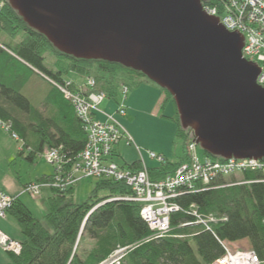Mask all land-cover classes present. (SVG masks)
<instances>
[{
  "label": "trees",
  "instance_id": "obj_1",
  "mask_svg": "<svg viewBox=\"0 0 264 264\" xmlns=\"http://www.w3.org/2000/svg\"><path fill=\"white\" fill-rule=\"evenodd\" d=\"M0 1V120L10 125L11 135L18 136L22 151L30 154L29 161L35 162L48 149H60L68 158H75L85 148L87 134L73 105L51 82L63 83L66 72L93 77L100 91L118 102L121 88L130 91L139 87L142 79H149L118 63L62 54L44 35L29 27L7 0ZM208 2L218 4V0ZM50 53L59 59L55 65L65 62L58 72L46 64ZM35 71L52 85L46 105L58 100L60 109L54 117L32 106L22 92ZM73 83L75 88L78 84ZM162 91L166 95L164 103L174 104L176 118L170 119L178 123L177 136L184 142V154L176 163L165 159L163 166L149 168L152 180L174 174L189 162V144L195 139L191 129L182 127L173 96L166 89ZM204 154L215 161H226L206 151ZM130 169L138 172L142 166L135 162ZM242 177L241 184L236 180L228 183L221 177L205 190L180 194L176 198L180 209L172 213L171 232L164 237L155 236L149 229L141 216V204L125 199L132 194L125 182L98 179L93 195L81 204L74 200L75 186L53 190L44 221L15 197L8 213L17 221L24 240L22 253L11 254V264H104L120 249H125L121 264H214L225 255L226 248L248 246L264 264V175L247 171ZM101 190L107 195L100 197ZM196 214L216 222L198 224ZM236 243L241 246L234 247Z\"/></svg>",
  "mask_w": 264,
  "mask_h": 264
},
{
  "label": "water",
  "instance_id": "obj_2",
  "mask_svg": "<svg viewBox=\"0 0 264 264\" xmlns=\"http://www.w3.org/2000/svg\"><path fill=\"white\" fill-rule=\"evenodd\" d=\"M62 54L144 74L174 98L181 125L224 160H264V87L244 36L208 0H7ZM96 209V208H95Z\"/></svg>",
  "mask_w": 264,
  "mask_h": 264
},
{
  "label": "built area",
  "instance_id": "obj_3",
  "mask_svg": "<svg viewBox=\"0 0 264 264\" xmlns=\"http://www.w3.org/2000/svg\"><path fill=\"white\" fill-rule=\"evenodd\" d=\"M203 10L208 15L217 17L227 30L244 36L243 58L258 65L260 74L257 81L264 87V0H218V4L205 2ZM90 80L92 79L84 84L87 88L80 85L74 88L72 81L51 82L75 108L83 122L87 143L75 158H68L60 149L46 150L43 155L56 168V174L48 181L28 184L25 186L26 193L40 196L45 187L65 191L84 178H108L125 182L132 190V194L125 199L141 204V216L149 229L155 236L164 237L171 232L172 213L180 209L176 203L180 194L205 190L221 177H231L247 171H258L264 175V160L230 159L222 162L207 158L201 161L195 141L189 144L190 161L180 165L174 174L163 179L152 180L145 166L138 172L121 168L111 160L114 147L123 139L130 145L133 139L115 116L99 111V106L107 96L92 89L95 82ZM123 93L127 95L129 89L124 87ZM117 112L120 116H126L125 106L120 105ZM99 113L105 118L104 122L98 119ZM0 126L6 131L10 130V125L1 120ZM12 137L19 140L16 134ZM150 157L165 163L161 155L151 153ZM241 183L243 181L238 182ZM15 201V197L4 193L0 188L1 219L7 218ZM196 217L197 223L205 226L216 222L214 218L204 220L197 214ZM0 246L14 255H20L23 251L21 242L11 239L1 230ZM124 252L125 249L116 251L113 254L115 256L112 255L106 264H121ZM214 264H262V260L252 249L226 248L225 255Z\"/></svg>",
  "mask_w": 264,
  "mask_h": 264
},
{
  "label": "rangeland",
  "instance_id": "obj_4",
  "mask_svg": "<svg viewBox=\"0 0 264 264\" xmlns=\"http://www.w3.org/2000/svg\"><path fill=\"white\" fill-rule=\"evenodd\" d=\"M1 6L2 2L0 1V7ZM57 60L59 61L58 57L53 53L48 54L46 60L47 66L55 72H58L60 66L65 64V62H62L57 66L55 65V61ZM63 79L78 83L83 82L80 86H84L88 79H92L90 81L95 82V86L92 89L101 92L97 80L93 77L87 78L74 72H66L63 74ZM84 88L87 87L84 86ZM52 91V85L38 76L31 77L23 89V93L29 98L32 106L39 109L43 108L45 96L52 93ZM165 98V93L157 84L150 80L142 79L139 87L131 89L127 95L123 93V88H121L117 98L118 102L106 98V100L99 106L100 112L115 116L132 137V145H127L123 148V155L128 159H145L150 167H160L165 163L160 162L157 159H152L150 157L151 153L161 156L163 155V157H167L168 161L171 163H176L182 158L184 154V142L177 136L178 123L175 120L170 119L176 118V110L172 102H169L168 104L164 103ZM120 105L125 106L126 116H120L118 114L117 110ZM100 114L101 113L97 116ZM99 120L104 122L105 118L100 116ZM28 153L29 152L26 150L25 154L28 155ZM198 154L201 161L207 159L200 146H198ZM165 157L164 160L166 159ZM52 168V165L46 161L43 154L38 155L35 162L29 161L26 156H19L10 167L11 173L18 180L20 179L21 185H28L27 183L34 182L44 173L51 171ZM240 179H243L242 174L225 178L228 183H231L234 180L239 181ZM98 181L99 180L95 178H85L84 181L79 184L76 193H74L75 202L81 204L88 201L93 195V191ZM24 186H21V190L25 194L22 195V199L29 202L30 205L35 201L37 202L40 197L26 193ZM106 195L107 192L105 190L99 192L100 197ZM34 212L36 215L35 217L39 220H45L46 214L41 211V208L40 210L35 209ZM233 246L238 247L241 245L240 243H236L233 244Z\"/></svg>",
  "mask_w": 264,
  "mask_h": 264
},
{
  "label": "crops",
  "instance_id": "obj_5",
  "mask_svg": "<svg viewBox=\"0 0 264 264\" xmlns=\"http://www.w3.org/2000/svg\"><path fill=\"white\" fill-rule=\"evenodd\" d=\"M33 76H38L41 79L48 81L38 71H35V73H30V79ZM27 83L24 85V87L27 85ZM75 83L76 84H82L83 82H80V83L75 82ZM24 87H23V89H24ZM23 89H22V92H23ZM49 98H50V94L45 96L44 105H43L42 109H39L36 107L35 108L40 110L41 112H44L47 116L51 115L52 117H54L55 115H57L58 110L60 109L59 105L57 104L58 100L55 102L53 101L54 103H50V104L46 105ZM100 116L101 115L98 116L99 119H100ZM127 145H129V144H127V141L125 139H123L114 147L113 155L111 157V160L113 162L117 163L121 168H124L126 170H131L130 165L135 163V162H140L142 168H143V166H145L148 168V170H149V168H156V167H150L149 164H147V161L145 159H142V160L133 159V160H131V159H128L126 156H124L123 155V148H125ZM130 145H132V144H130ZM21 146H22V144H20V142L15 140L12 137L10 132L6 131L3 127L0 126V188L4 193H6L10 196L19 198L31 210V212L33 213L34 216H36L35 212H34L35 209L40 210V208L44 214H47V212H48V201L53 196V189L47 188V187L43 188L44 190L42 189L43 191L41 192V194L39 196L40 197L39 200H37V202L35 201V202L31 203V205H30L29 202H26L22 199V197H23L22 195H25V194H24V192H22L21 186H24V185L27 186V185L26 184L21 185L20 179L18 180L11 173V169H10L11 164L14 163L18 159L19 156L28 157L30 155L29 153H28V155H26L25 154L26 151L23 152L21 149ZM31 147L34 150H36L34 145H32ZM165 158L167 159V157H165ZM36 160H37V158H36ZM52 167L53 168L51 171H49L48 173H44L41 177L37 178L34 182H30V183L45 182L47 180H44V179L53 177L56 174V168L54 166H52ZM84 179L80 180L75 185L74 193H76V189H78L79 184L82 183L84 181ZM240 180L238 182H242V179H240ZM30 183H27V184H30ZM0 230L3 231L6 235H8L13 240H16L19 242H22L24 240V236L21 232V229H20L17 221L9 213H8L7 218H5V219L0 218ZM248 248L250 249L249 246H248ZM11 263H12L11 254L4 251L0 246V264H11Z\"/></svg>",
  "mask_w": 264,
  "mask_h": 264
},
{
  "label": "bare ground",
  "instance_id": "obj_6",
  "mask_svg": "<svg viewBox=\"0 0 264 264\" xmlns=\"http://www.w3.org/2000/svg\"><path fill=\"white\" fill-rule=\"evenodd\" d=\"M107 262H105L104 264H106Z\"/></svg>",
  "mask_w": 264,
  "mask_h": 264
},
{
  "label": "flooded vegetation",
  "instance_id": "obj_7",
  "mask_svg": "<svg viewBox=\"0 0 264 264\" xmlns=\"http://www.w3.org/2000/svg\"><path fill=\"white\" fill-rule=\"evenodd\" d=\"M208 1H211V0H208Z\"/></svg>",
  "mask_w": 264,
  "mask_h": 264
}]
</instances>
